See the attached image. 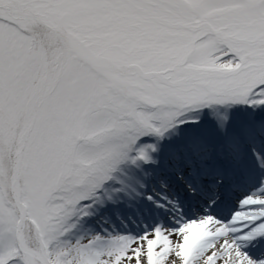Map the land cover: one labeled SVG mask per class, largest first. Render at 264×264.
<instances>
[{"label":"snow or ice","instance_id":"1","mask_svg":"<svg viewBox=\"0 0 264 264\" xmlns=\"http://www.w3.org/2000/svg\"><path fill=\"white\" fill-rule=\"evenodd\" d=\"M0 264H264V0H0Z\"/></svg>","mask_w":264,"mask_h":264}]
</instances>
